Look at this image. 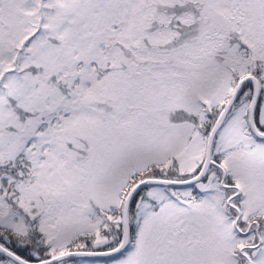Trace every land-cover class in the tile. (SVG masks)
I'll return each mask as SVG.
<instances>
[{"label":"snow or ice","instance_id":"obj_1","mask_svg":"<svg viewBox=\"0 0 264 264\" xmlns=\"http://www.w3.org/2000/svg\"><path fill=\"white\" fill-rule=\"evenodd\" d=\"M0 264H264V0H0Z\"/></svg>","mask_w":264,"mask_h":264}]
</instances>
